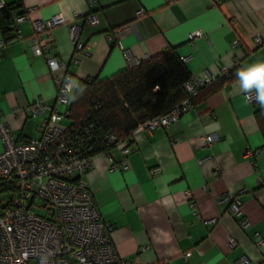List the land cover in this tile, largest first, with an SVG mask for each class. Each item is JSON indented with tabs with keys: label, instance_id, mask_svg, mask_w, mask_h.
<instances>
[{
	"label": "crops",
	"instance_id": "0c3cea01",
	"mask_svg": "<svg viewBox=\"0 0 264 264\" xmlns=\"http://www.w3.org/2000/svg\"><path fill=\"white\" fill-rule=\"evenodd\" d=\"M4 1L28 15L20 23L21 36L9 32L0 46V112L21 138L37 137L50 114L45 109L33 116L24 107L39 97L57 105L52 73L28 40L33 19L61 13L77 24L79 40L89 44L87 53L75 50L64 24L40 34L50 54L68 63L74 80L107 77L129 65L107 37L119 26L133 57L175 46L191 76H220L222 66L234 70L233 77L167 126L132 131L127 169L108 170L109 159L99 152L84 180L100 215L112 224L115 250L125 259L136 264H264V243L256 244L253 235L258 231L264 238V140L254 116L259 103L245 99L236 76L239 69L264 60V0ZM91 13L95 20L89 19ZM7 19L0 14V37ZM195 30L202 34L192 37ZM207 133L215 138L202 147L199 137ZM112 155L122 158L119 148ZM226 195L239 199V211L231 209Z\"/></svg>",
	"mask_w": 264,
	"mask_h": 264
},
{
	"label": "built area",
	"instance_id": "2783aa9c",
	"mask_svg": "<svg viewBox=\"0 0 264 264\" xmlns=\"http://www.w3.org/2000/svg\"><path fill=\"white\" fill-rule=\"evenodd\" d=\"M7 8L6 2L0 0V14L3 11L7 14L8 29L15 37H20V23L28 15L24 9ZM141 12V8L136 10L137 14ZM96 18L94 13L89 15V19ZM57 24L66 26L76 51L87 53L89 49V44L78 38L77 24L68 23L61 13L32 20L33 31L28 40L33 52L45 58L48 71L52 73L57 105L51 106L39 97L24 107L33 116L45 109L50 111L40 123L37 137L17 136L0 112V192L10 193L7 202L0 200V264H136L115 250L110 237L112 224L100 215L84 180L93 166L94 155L99 152L108 157V170L127 169V155L133 148L132 132L120 138L109 128L98 129L90 113L72 122L70 97L75 80L68 63L50 54L47 43L40 36L42 31H49ZM122 29L121 26L111 29L107 37L118 44L129 64H137L141 59L130 55L119 37ZM201 34V30H195L191 36ZM255 41L260 42V37L256 36ZM5 43V38L0 37V46ZM237 43L238 38H234L232 44ZM181 58L185 60L186 57ZM72 60L78 61L76 57ZM59 69L62 72L54 74ZM228 70L222 66L220 75H228ZM215 78L208 73L191 76L183 84L187 93L183 99L141 122L137 128L152 130L175 121L191 108L192 97L201 87ZM244 97L249 102H257L254 91L244 93ZM92 100L95 109L101 106L99 101ZM62 119H69V122L64 124ZM214 138L213 133H207L201 135L199 141L202 147H208ZM114 148H119L122 154L118 161L112 157ZM251 151L247 148L245 152ZM157 169L152 168L151 173ZM225 198L231 201L233 211H239V199L233 195ZM189 205L194 209V202ZM38 207L45 208L48 214L38 213ZM214 220V217L209 219ZM246 222L241 220L242 224ZM253 235L256 244L264 243L258 231ZM228 243L234 246L236 240L230 236Z\"/></svg>",
	"mask_w": 264,
	"mask_h": 264
},
{
	"label": "trees",
	"instance_id": "16d2710c",
	"mask_svg": "<svg viewBox=\"0 0 264 264\" xmlns=\"http://www.w3.org/2000/svg\"><path fill=\"white\" fill-rule=\"evenodd\" d=\"M6 7L22 10L8 3ZM2 15L7 17L5 11ZM3 32L5 40L9 32L14 37L7 23ZM233 71L229 69L228 75L216 76L213 81L202 86L192 101L196 102L215 91L222 81L234 76ZM190 77V70L176 47L168 46L110 76L78 78L70 97L72 122L84 113H90L98 129L109 128L118 137H127L141 122L168 110L183 99L187 94L183 84ZM92 99L99 101L101 106L95 109ZM254 116L264 140V107L258 104Z\"/></svg>",
	"mask_w": 264,
	"mask_h": 264
},
{
	"label": "clouds",
	"instance_id": "9594fccd",
	"mask_svg": "<svg viewBox=\"0 0 264 264\" xmlns=\"http://www.w3.org/2000/svg\"><path fill=\"white\" fill-rule=\"evenodd\" d=\"M241 90L246 94L255 92V100L264 107V60L257 61L236 72Z\"/></svg>",
	"mask_w": 264,
	"mask_h": 264
},
{
	"label": "rangeland",
	"instance_id": "374dc122",
	"mask_svg": "<svg viewBox=\"0 0 264 264\" xmlns=\"http://www.w3.org/2000/svg\"><path fill=\"white\" fill-rule=\"evenodd\" d=\"M9 197H10V193H9L8 191H2V192H0V200H1V201H3V202H7L8 199H9ZM38 204H39V203H38ZM36 211H37L38 213L42 214V215H47V214H48L47 211H46V209L43 208V207H38V208L36 209ZM48 216H52V215H48Z\"/></svg>",
	"mask_w": 264,
	"mask_h": 264
}]
</instances>
